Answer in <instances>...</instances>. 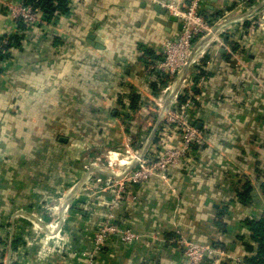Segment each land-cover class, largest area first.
<instances>
[{"label": "crops", "instance_id": "crops-1", "mask_svg": "<svg viewBox=\"0 0 264 264\" xmlns=\"http://www.w3.org/2000/svg\"><path fill=\"white\" fill-rule=\"evenodd\" d=\"M17 1L0 0V41L21 43L0 62V264H190L177 232L231 257L203 264H245L255 251L246 223L264 216V0H205L213 32L194 45L204 59L158 96L149 67L182 29L166 5L188 0H67V13L25 30L8 14ZM191 87L205 144L166 179L127 184L114 222L139 238L112 237L90 259L108 208L99 190L84 192L85 180L119 179L110 158L132 167L136 155L179 147V133L164 136L162 113ZM49 202L57 226L41 221ZM46 242L55 252L40 257Z\"/></svg>", "mask_w": 264, "mask_h": 264}, {"label": "built area", "instance_id": "built-area-1", "mask_svg": "<svg viewBox=\"0 0 264 264\" xmlns=\"http://www.w3.org/2000/svg\"><path fill=\"white\" fill-rule=\"evenodd\" d=\"M204 1L188 0L184 8L172 4L166 5L169 13L180 21L182 29L174 39L163 43V59L149 67L151 73L165 74L174 78L181 75L188 67L198 65L204 59V52H201L199 57H194L195 42L213 32L210 21L202 13ZM7 9L13 21H21L27 28L47 24L42 19L41 11L32 5H26L24 0L9 3ZM7 45H9V41L5 39L0 44V51ZM229 51L232 56V50ZM6 53H10V51H6ZM240 65L245 68L244 64L240 63ZM182 89H185L184 86ZM184 99V102L180 105H176L171 109H164L162 113L166 128L164 136H168L167 132L170 130L179 133L181 140L179 147H167L160 151L157 156L154 154L155 152H149L142 157L136 155L132 167L129 163L124 164L121 161L114 163L113 158H110L107 168L112 170L119 179L113 180L110 178L105 180L90 174L88 179L85 180L84 192L94 191V189L99 190L100 194L97 199L100 204L106 205L108 208L105 218L98 225L94 234V251L90 255V259L98 255L107 242L112 240V237L118 238L126 245L132 244L139 238L136 233L129 229L118 228L114 222V213L125 198L127 184H137L148 180L151 176H160L166 179V174L170 168L179 165L193 147L205 144L204 136L194 124L191 114L197 106L202 104V99L195 93L194 87L189 88ZM160 101L161 99H159ZM158 104L161 107V104ZM85 169L88 170L89 167L86 166ZM108 195L111 199L109 198L110 200L106 201ZM53 237L55 236L51 235L50 239ZM175 241L182 247L184 256L190 264H203L206 260H216L217 263H221L224 258L231 259L230 256L214 246L193 243L179 232H177ZM49 245V242H46V248L42 250L45 254L55 252ZM56 247V252L60 255L67 252V247L62 242L60 246L57 245Z\"/></svg>", "mask_w": 264, "mask_h": 264}, {"label": "trees", "instance_id": "trees-1", "mask_svg": "<svg viewBox=\"0 0 264 264\" xmlns=\"http://www.w3.org/2000/svg\"><path fill=\"white\" fill-rule=\"evenodd\" d=\"M26 5H32L35 8H38L41 11L42 19L45 22H52L57 14H63L68 12V3L67 0H24ZM22 30H25L26 27H21ZM9 45L4 46L0 51V62L6 59V51L11 48H20V38L18 36L8 37ZM4 40L0 41V44ZM235 51H238L237 48L232 47ZM172 80L169 75L165 74H156L152 73L150 77V87L155 96L161 94L163 89L168 85ZM159 140V139H155ZM162 151V150H161ZM65 156H69V151H66ZM245 199V198H243ZM249 226V240L255 245L254 255L245 259V264H264V216L257 221H248L246 223Z\"/></svg>", "mask_w": 264, "mask_h": 264}, {"label": "rangeland", "instance_id": "rangeland-1", "mask_svg": "<svg viewBox=\"0 0 264 264\" xmlns=\"http://www.w3.org/2000/svg\"><path fill=\"white\" fill-rule=\"evenodd\" d=\"M158 103H160L159 101H158ZM161 106H162V103H161ZM159 111V110H158ZM150 123H151V125L152 126H154L153 124H152V120L150 121ZM151 126H148L147 125V128H150ZM144 143H146V142H144ZM106 154V153H105ZM105 154L104 155H102V157H105ZM101 156V155H100ZM102 157H101V161H105L104 159L102 160ZM71 158V154L69 153V156H65V161L67 160V162L69 161V159ZM67 162H66V164H67ZM81 164H88L87 162H82L81 161ZM52 203H55V202H52ZM60 203H62V198L60 199V201L57 203V205L58 204H60ZM56 204V203H55ZM54 206L55 205H53V204H51L50 202L47 204V206L44 208V211L46 212V213H44L45 215H46V217L48 218V221H45V220H41V221H43V223H45V224H49V225H56V223H58V220L57 219H54V217L52 218V215H54V211H53V209L52 208H54ZM51 216V217H50ZM55 217L57 216V214L56 215H54ZM40 217V216H39ZM40 219V218H39ZM57 226V225H56ZM43 249H40V257H47L48 256V254H45L43 251H42Z\"/></svg>", "mask_w": 264, "mask_h": 264}, {"label": "water", "instance_id": "water-1", "mask_svg": "<svg viewBox=\"0 0 264 264\" xmlns=\"http://www.w3.org/2000/svg\"><path fill=\"white\" fill-rule=\"evenodd\" d=\"M172 20H173V21H178V19L175 18V17H173ZM181 27H182V25H181ZM90 39H93V36H90ZM90 43L92 44V42H90ZM62 141L64 142L63 139H62ZM147 149H148V146L145 147L143 153H144ZM252 248H253L252 245H248V246H247V250H248L249 252L252 251Z\"/></svg>", "mask_w": 264, "mask_h": 264}]
</instances>
